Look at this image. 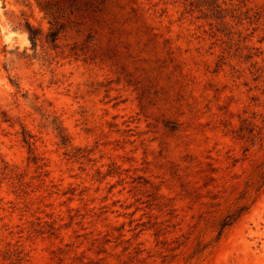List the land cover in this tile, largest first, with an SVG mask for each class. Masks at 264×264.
Wrapping results in <instances>:
<instances>
[{
	"label": "rangeland",
	"instance_id": "374dc122",
	"mask_svg": "<svg viewBox=\"0 0 264 264\" xmlns=\"http://www.w3.org/2000/svg\"><path fill=\"white\" fill-rule=\"evenodd\" d=\"M210 4L0 0V264H264V0Z\"/></svg>",
	"mask_w": 264,
	"mask_h": 264
},
{
	"label": "trees",
	"instance_id": "16d2710c",
	"mask_svg": "<svg viewBox=\"0 0 264 264\" xmlns=\"http://www.w3.org/2000/svg\"><path fill=\"white\" fill-rule=\"evenodd\" d=\"M67 1L76 2L77 0H67ZM199 1L204 2L206 4L211 2V4L213 5L215 4L214 9L220 8V6L217 5L220 0H199ZM28 30H29L30 38L33 41V43L34 41L37 42L41 34L37 30L33 29L31 26H29ZM57 35L58 33L55 31L49 32V34L47 35V42L55 43L57 40ZM25 139L26 141H28L27 138ZM259 176L261 178V181H263L264 183V162L260 165ZM243 211L244 209H241L237 213L227 215L219 224L220 234L223 232V230L226 227H229L232 224H234V222L242 215Z\"/></svg>",
	"mask_w": 264,
	"mask_h": 264
}]
</instances>
